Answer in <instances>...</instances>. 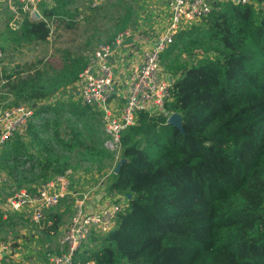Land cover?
<instances>
[{"label":"trees","instance_id":"16d2710c","mask_svg":"<svg viewBox=\"0 0 264 264\" xmlns=\"http://www.w3.org/2000/svg\"><path fill=\"white\" fill-rule=\"evenodd\" d=\"M79 1L41 5L43 19L23 14L17 29L6 27L8 48L46 44L54 23L74 29ZM122 2L124 30L141 0ZM197 48L202 59L180 61ZM56 53L58 65L38 60L0 69V111L39 104L25 136L1 156L0 169L18 189L33 190L68 171L74 176L84 166L102 171L115 161L104 145L101 112L81 100L46 104L77 86L90 63L69 50ZM162 64L173 78L172 100L160 112L140 113L122 135L120 169L107 186L127 207L111 232L92 234L75 264H264V0L216 3L210 15L180 30ZM170 114L181 116L182 130L168 125ZM60 207L47 215L43 233L55 220L54 235L63 225ZM11 219L0 216V226Z\"/></svg>","mask_w":264,"mask_h":264},{"label":"built area","instance_id":"2783aa9c","mask_svg":"<svg viewBox=\"0 0 264 264\" xmlns=\"http://www.w3.org/2000/svg\"><path fill=\"white\" fill-rule=\"evenodd\" d=\"M91 9L102 6L105 0H85ZM150 0L145 1L148 3ZM164 4L167 23L161 30L149 34L137 27H129L117 34L110 42H100L94 49L87 69L80 75L77 86L78 96L83 105L101 112L106 140L105 147L114 154L116 164L122 150L121 137L137 124L142 112L156 113L164 109L172 100L170 74L162 68V55L173 44L176 35L188 25L199 22L214 9L216 3L232 6L254 5L256 0H152ZM54 0H0L7 3L14 13L12 26L19 27L21 13L33 19H43L40 6H51ZM143 17L139 22L143 23ZM83 20L80 15L76 22ZM51 33L54 25L51 24ZM146 28V27H145ZM51 35V34H50ZM141 45L137 59L129 68L126 96L120 90V76L116 71L115 57L126 58L123 50L126 43ZM0 46V63L4 59ZM35 109L30 105L9 106L0 111V167L5 146L16 136H25L29 124L34 119ZM173 114L168 116V120ZM116 171L115 167L113 168ZM113 171V172H114ZM72 172L57 176L41 183L33 190L18 189L0 169V216L7 220L20 214L38 230L44 229L47 215L66 199L73 198V213L67 226L58 231V252L46 256V264H75V256L80 252L92 234L106 235L115 226L118 216L127 207L122 197L110 205L87 212V195L73 192ZM104 178V177H103ZM10 250V244L0 240V261Z\"/></svg>","mask_w":264,"mask_h":264},{"label":"rangeland","instance_id":"374dc122","mask_svg":"<svg viewBox=\"0 0 264 264\" xmlns=\"http://www.w3.org/2000/svg\"><path fill=\"white\" fill-rule=\"evenodd\" d=\"M145 1L146 0H141L140 4L133 9L134 13H136L135 16L134 14L132 16L134 17L135 22L133 23L132 21L130 23L131 25L129 24V27H137L148 34H151L154 31L161 30L165 27L168 17L165 13L163 3L156 4L150 0L145 5ZM75 7H78L80 13L84 16L83 20L80 21L74 29L66 30L59 22L54 23L53 31L46 44L37 47L26 45L22 46V48L19 47L18 49H15L14 47L8 48V43H6L3 39L7 26H10L11 29H16L12 26L14 13L7 3L0 4V46L3 47L5 51L4 59L0 63V69H11L16 64L34 63L38 60H45L52 65H58L60 60L56 52L59 50H69L80 56L92 59L94 49L100 42L110 40L125 30H122L121 20L125 18L128 7L126 3L124 4L122 2V0H105L104 4L97 9H90L88 2L81 0L75 5ZM23 17L24 15L21 13V19ZM141 17H143V23L139 22ZM192 55L194 56L189 58V56L185 53L181 56L180 61L185 62L191 59L189 63L193 64L202 59L205 53L200 48H197L193 51ZM174 56L175 54L172 57ZM162 68L164 71L168 72L163 64ZM78 90V86L71 87L64 92L65 95L62 96V98L57 96L54 100H48L49 102L47 101L46 104L54 105L57 102L60 103V100H62V102H78L80 101ZM10 102L11 101L8 100L5 101L4 104L7 105ZM38 106L39 104L31 105V107L35 109L38 108ZM117 165L118 163L116 164L114 161L112 167H107V169L105 168L106 170L104 169L102 171H98V168L96 167L91 169L89 168L88 170V166H84L81 170H79L77 176L72 177V182L77 180L76 177H80L82 175L80 178L82 179L83 176L88 178L89 175L93 186L95 187L98 183L97 178L100 179V177L103 176V184L108 186L113 175L116 173L113 168L115 167L116 169ZM68 200L72 206V200L70 198H68ZM113 201L115 200H112V202ZM60 208L64 214L63 224L65 225L66 223H69L67 222V219L72 214L66 215L67 211L64 210L65 202ZM59 215L60 212L58 213V216ZM53 224H56V220ZM54 225L53 229L47 232L48 234H45L37 228H34L26 219L13 216L9 222L0 226V237L2 240L10 243L13 250L20 248L18 251L26 258V260H29L30 263L31 261H34L41 264L45 263V253L47 248L53 251L56 250L57 235L53 234L56 229L54 228ZM43 226L45 228V224H43ZM90 238L85 246L90 243Z\"/></svg>","mask_w":264,"mask_h":264},{"label":"crops","instance_id":"0c3cea01","mask_svg":"<svg viewBox=\"0 0 264 264\" xmlns=\"http://www.w3.org/2000/svg\"><path fill=\"white\" fill-rule=\"evenodd\" d=\"M89 8H90V6H89ZM40 12H41V10H40ZM82 16H84V15L82 14ZM149 36H151V35L149 34ZM124 49L125 50H123V51L126 54V58L122 59L120 57H115V60L117 62L116 71L120 76V79H119L120 90H121L122 95L126 96L127 85H128V81H129L130 64L132 61H135L137 59L136 54L140 53L141 45L138 44L137 42L132 41L131 43H126ZM104 131H105V129H104ZM88 170H89V167H88ZM78 172H76L74 176H77ZM84 174H87V173H84ZM81 176L76 177L77 180L72 182V188L74 189V190L73 189L72 190H73V192H79L80 194H86L87 195V200H86L87 201V203H86V205H87L86 211L87 212L99 210L101 208H104V207L110 205L112 203V200H118L119 198H122V196L113 195V194L108 193L107 186L105 184H103V179H102L103 176H101L100 179L97 178L98 183H97V186H95V187L93 186V183H92L89 175H88V178L83 176V178L80 179ZM98 186H101V187H98ZM70 199L72 200V203H73V198L70 197ZM71 208H72V213H73V205L71 206ZM13 216L21 217L22 219L23 218L26 219L24 216H22L20 214H15V215H12L10 217H13ZM70 218H71V216L67 219V222L70 221ZM26 220L28 221V219H26ZM67 225H68V223H66L65 225L63 224V226L60 227V232ZM42 230H40V231H42ZM0 240L3 242H7V241L2 240L1 237H0ZM55 248H56V250L59 249L57 241H56V247ZM85 248H86V246L83 247V249H85ZM18 249H20V248L13 250V248H11V245H10V250L7 252L4 259L0 261V264H40V263H36L34 261H31V263H30L29 260H26V258L21 255V253L18 251ZM41 264H46V260H45V263H41Z\"/></svg>","mask_w":264,"mask_h":264},{"label":"water","instance_id":"95a60500","mask_svg":"<svg viewBox=\"0 0 264 264\" xmlns=\"http://www.w3.org/2000/svg\"><path fill=\"white\" fill-rule=\"evenodd\" d=\"M168 125L170 126H173L179 130H182L183 129V126H182V118L180 115L178 114H173L171 116V118L168 120ZM120 169V166L119 164L117 165V168H116V173L119 171Z\"/></svg>","mask_w":264,"mask_h":264}]
</instances>
